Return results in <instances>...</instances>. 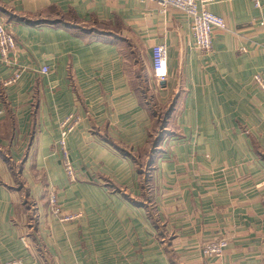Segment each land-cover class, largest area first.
I'll list each match as a JSON object with an SVG mask.
<instances>
[{
  "label": "crops",
  "instance_id": "0c3cea01",
  "mask_svg": "<svg viewBox=\"0 0 264 264\" xmlns=\"http://www.w3.org/2000/svg\"><path fill=\"white\" fill-rule=\"evenodd\" d=\"M207 10L225 29L203 53L191 18L153 2L0 0L22 68L5 86L14 68L0 63V264L264 262V93L254 82L264 80V1ZM156 45L163 82L152 77ZM157 109L168 137L153 154ZM70 116L75 182L57 146ZM50 189L81 217L51 215ZM219 240L220 257L202 255Z\"/></svg>",
  "mask_w": 264,
  "mask_h": 264
},
{
  "label": "built area",
  "instance_id": "2783aa9c",
  "mask_svg": "<svg viewBox=\"0 0 264 264\" xmlns=\"http://www.w3.org/2000/svg\"><path fill=\"white\" fill-rule=\"evenodd\" d=\"M155 2L162 13L168 8L177 10L186 14L191 18L190 32L194 40V47L203 52L209 53L212 49V36L214 31L225 29V22L221 17H218L207 10V7L213 3V0H143ZM255 8H261L264 0H251ZM245 52L244 49H241ZM18 48L14 41V36L11 28L6 25L3 18L0 17V61L7 65L9 57L15 55ZM151 62H152V77L160 82H163L168 77L167 70V55L166 49L162 45H156L151 48ZM11 63V62H10ZM12 64V63H11ZM49 72L47 67L40 69L41 74ZM21 73L15 71L12 78L6 83L7 85L14 83L20 78ZM256 86L264 93V80L260 75L254 76ZM78 118L73 119L69 117L61 123L60 138L57 142L61 154V165L69 180L74 179V168L69 159V153L66 148V141L69 134L74 129L78 122ZM49 203L52 212L57 217H60L61 222H66L77 218L78 215L63 216L61 209L58 206L57 197L55 193H50ZM23 242V241H22ZM24 244V242H23ZM226 241L219 240L209 243L204 249V255L220 256L224 248H226ZM5 264H20L19 261H11ZM260 264H264L260 263Z\"/></svg>",
  "mask_w": 264,
  "mask_h": 264
},
{
  "label": "rangeland",
  "instance_id": "374dc122",
  "mask_svg": "<svg viewBox=\"0 0 264 264\" xmlns=\"http://www.w3.org/2000/svg\"><path fill=\"white\" fill-rule=\"evenodd\" d=\"M149 2H151V1H149ZM153 3H155V2H153ZM156 4V3H155ZM158 6V5H157ZM159 7V6H158ZM182 13V12H181ZM15 63V60H14V57H12V58H10L9 57V63L7 64V65H5L4 63H2L1 61H0V63L3 65V66H5V67H13L14 68V70H13V74H14V72L17 70V71H19L20 73H21V75H22V68L20 67V66H18V65H16V63L14 64V65H11V63ZM13 74H12V76H13ZM21 75H20V77H21ZM12 76L9 78V79H11L12 78ZM9 79L7 80V81H5V83H4V85L5 86H10V85H13L14 83H16L18 80H16L14 83H12V84H9V85H7L6 83L9 81ZM154 79V78H153ZM157 81V80H156ZM160 82V81H159ZM164 109L162 110V111H158V109L156 110V112L157 113H155V115H154V113H153V115H154V123H153V125L155 126V132H153L152 134V144H151V149H152V153L154 154L155 153V151L157 150V149H160V146H161V148H162V144L163 143H166V140H167V137L168 136H165L166 135V130H164V127H163V125H164ZM70 117H72L73 119H76V117H74V116H70ZM67 118H69V117H67ZM160 127L161 128H163V129H161L160 130ZM70 159V158H69ZM71 162V161H70ZM72 164V163H71ZM147 164V163H146ZM73 166V165H72ZM74 168V167H73ZM146 172H149V173H151V171H152V164L150 163V165L148 164V165H146V168L144 169ZM75 171V170H74ZM69 180V179H68ZM69 181H71V182H75L76 181V172H74V179H72V180H69ZM148 186V193H149V191H150V187H149V185H147ZM17 189H19L20 191H22V189H23V187L21 186V185H19L18 184V186H17ZM55 193V191L54 190H49L48 191V198H49V195H50V193ZM44 194L45 195H47V190L45 191L44 190ZM56 194V193H55ZM150 195V194H149ZM56 197H57V195H56ZM30 199H25V197H24V202H23V204H24V207H25V209L27 210V208H31V209H33L34 210V208H32L31 206H33V205H31V201H29ZM58 202V201H57ZM48 204H49V209L51 210L50 211V214L51 215H53V216H55L58 220L60 219V217H57L56 215H54L53 214V212H52V209H51V206H50V203H49V199H48ZM58 204V206H59V208L61 209V212H62V215L63 216H67V215H78V217L77 218H74L73 220H76V219H79L80 217H81V215L80 214H78V213H75V214H69V213H65V212H63L62 211V208L60 207V205H59V203H57ZM150 205V206H149ZM148 205V207H149V209L153 212V208H152V205L151 204H149ZM34 207V206H33ZM155 211H156V209H154ZM34 216H33V218L34 219H37V214L35 215V213L33 214ZM155 219H157L156 217H154ZM73 220H70V221H73ZM60 221V220H59ZM66 222H69V221H66ZM211 243V242H210ZM227 243V242H226ZM209 243H206L203 247H202V250H201V253H202V255L203 256H205V257H220L222 254H223V251H222V254L220 255V256H214V255H204L203 254V249L208 245ZM227 246V245H226ZM225 249V248H224ZM260 264V263H259Z\"/></svg>",
  "mask_w": 264,
  "mask_h": 264
}]
</instances>
